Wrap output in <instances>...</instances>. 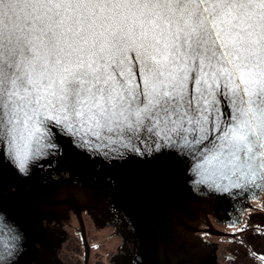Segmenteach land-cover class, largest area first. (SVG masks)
<instances>
[{
    "label": "snow or ice",
    "instance_id": "obj_1",
    "mask_svg": "<svg viewBox=\"0 0 264 264\" xmlns=\"http://www.w3.org/2000/svg\"><path fill=\"white\" fill-rule=\"evenodd\" d=\"M63 142L264 187V0H0V264L25 242L7 173L54 171Z\"/></svg>",
    "mask_w": 264,
    "mask_h": 264
},
{
    "label": "water",
    "instance_id": "obj_2",
    "mask_svg": "<svg viewBox=\"0 0 264 264\" xmlns=\"http://www.w3.org/2000/svg\"><path fill=\"white\" fill-rule=\"evenodd\" d=\"M62 148L54 171L37 170L28 180H16L7 173L8 183L17 191L6 194L4 207L25 237L19 264L31 253L41 217L51 210L69 208L110 220H127L131 211L137 210L152 219L153 226L169 230H176L183 222L185 264H195L190 236L195 220L208 212L220 218L241 214L245 204L264 191V187L248 185L214 193L196 192L186 182L185 165L172 157L108 162L87 157L68 142H63Z\"/></svg>",
    "mask_w": 264,
    "mask_h": 264
},
{
    "label": "flooded vegetation",
    "instance_id": "obj_3",
    "mask_svg": "<svg viewBox=\"0 0 264 264\" xmlns=\"http://www.w3.org/2000/svg\"><path fill=\"white\" fill-rule=\"evenodd\" d=\"M141 215L110 220L87 210L48 211L22 264H185L184 223L169 230ZM191 230L195 264H264V191L241 214L208 212Z\"/></svg>",
    "mask_w": 264,
    "mask_h": 264
}]
</instances>
